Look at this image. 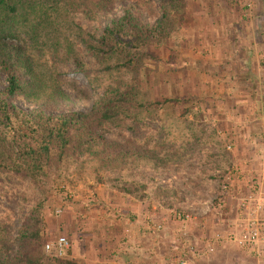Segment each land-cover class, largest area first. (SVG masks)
<instances>
[{
  "label": "rangeland",
  "instance_id": "1",
  "mask_svg": "<svg viewBox=\"0 0 264 264\" xmlns=\"http://www.w3.org/2000/svg\"><path fill=\"white\" fill-rule=\"evenodd\" d=\"M137 1L141 3L138 6ZM210 1L188 0L190 7L185 10L190 11L188 16H183L181 10L169 12L170 38L161 47L154 48L159 62H146V74L150 78L147 84H154L153 101L171 96L188 99L169 108L165 135L160 138L161 126L153 122L148 128L140 125L139 135L128 130L96 131L114 150L127 144L142 146L148 133L155 131L158 134L153 136L150 149L161 139L162 144L154 147L160 160L157 157L132 170H101L99 173L94 171L96 165L67 163L46 181L44 191H47L49 203L45 245L66 237L70 248L64 258L80 264H143L153 257L157 259L158 253L148 256L149 250L170 224L173 227L176 224L171 211L191 212L198 218L192 210L198 206L207 208L208 204L211 208L223 209L225 201L220 196L219 200L212 195L208 198L207 187L210 182L221 192L222 179L218 182L211 179L215 177L214 171L219 169L227 173V168H231L237 153L227 152L229 144L244 139L247 145L257 149L256 152L249 150L250 161L255 157L264 165V0H233V6H229L232 0ZM132 6L146 25L154 26L163 21L160 0H113L108 10L97 12L93 20L82 14L73 18L85 31L100 37ZM235 26L239 31L232 30ZM76 49L83 55L88 68L98 72L101 86L95 90L90 88L72 63H48L49 74L71 96V102L61 107L42 108L46 115L88 114L107 86L125 85L132 79L125 70L108 72L90 61L85 47L78 42ZM163 75L162 82L153 78L163 79ZM211 82L217 86L209 87ZM5 86V76L0 73V91ZM15 105L26 111L40 107L20 100ZM190 106H194L193 112L200 116L198 119L193 114L184 116ZM168 127L172 129L169 132ZM221 129L232 138L229 140L218 134L219 131L223 133ZM140 184L147 186L146 194L138 189ZM127 189L134 193L127 194ZM42 190L27 180L0 176V228L12 248L24 218L42 198ZM233 203L237 205V201ZM130 208L135 211L140 208V212L131 216L127 213ZM143 209L148 215L145 218ZM164 217L169 226L162 224ZM154 223H160L162 229L151 230L149 225ZM197 230L200 229L192 231L188 227L184 236L179 229H173L171 235H176V239L191 236L193 240L195 236H205L206 233ZM182 243L175 240L172 251H182ZM234 251L230 255L237 259ZM183 252L187 259L190 253L187 249ZM212 258L214 256L205 258L204 263L213 261ZM248 258L252 264H264L250 255Z\"/></svg>",
  "mask_w": 264,
  "mask_h": 264
},
{
  "label": "trees",
  "instance_id": "2",
  "mask_svg": "<svg viewBox=\"0 0 264 264\" xmlns=\"http://www.w3.org/2000/svg\"><path fill=\"white\" fill-rule=\"evenodd\" d=\"M187 1L160 0L163 21L154 26L144 24L132 6L97 37L77 25L73 16L82 14L93 20L97 12L108 10L113 0H0V73L6 80L0 91V176L27 180L43 189L42 198L24 218L13 248L0 228V264H80L45 251L49 199L44 187L67 163L96 165L94 171L99 173L132 170L157 157L160 160L154 147L162 144L161 139L150 149L153 136L158 134L155 131L148 133L142 146L127 144L117 146V150L96 131L128 130L139 135L141 128L153 122L161 126L160 138L165 135L169 108L188 99L171 96L153 101L154 84H147L146 62H159L154 48L170 38L169 12L181 10L186 15ZM140 4L136 2V6ZM233 4L232 0L229 6ZM76 42L85 47L90 61L108 72L125 70L132 79L125 85L107 86L88 114L46 115L45 107L71 102V96L49 74L48 63H72L90 88L101 86L98 72L88 68ZM164 77L153 78L162 82ZM19 100L40 107L22 110L15 105ZM193 108L190 106L184 116L193 114L198 119ZM168 128L167 132L172 130ZM138 189L147 192L145 185H138ZM127 190V194L134 193Z\"/></svg>",
  "mask_w": 264,
  "mask_h": 264
},
{
  "label": "crops",
  "instance_id": "3",
  "mask_svg": "<svg viewBox=\"0 0 264 264\" xmlns=\"http://www.w3.org/2000/svg\"><path fill=\"white\" fill-rule=\"evenodd\" d=\"M189 4L190 3H188V1H187V7H186L187 9H188V7H190ZM189 12L190 11H185L186 16H188ZM236 17H238V15ZM232 30L239 31V28L237 26H235V29H232ZM221 36L222 35H219V37H221ZM218 50L219 49L217 47L215 49V51L218 53V52H220ZM215 51H214V53H215ZM217 73H218V71H217ZM210 80H211V78H210ZM245 81H247V79H245ZM216 82H219V81H216ZM211 85L217 86L214 82H211L209 87ZM207 114H211V112L207 113ZM221 130L223 131V129H221ZM224 132H226V130H224L223 133H221V131H219L218 134H220V135L224 136V138H227L230 140V138H232L231 137L232 135H230L229 133H224ZM237 141H238L237 143H234L233 145H231L232 151L231 152L227 151L228 153H230V154L232 153L233 155L235 152L237 153V156L235 155L233 161L231 162L232 165L229 166L231 168H227V170L229 171L230 169H236L238 171L237 175L241 174L242 176H239L235 179L233 189L231 190L229 195L224 196L223 193L218 192V188L215 187V184H211L210 182H208V187H207V194L209 196L208 198H210V196L212 195L214 198H217V200H219L221 197V200L225 201L223 207H221L223 209L211 208L208 204H207V208H204V207L201 208L198 206V207L192 209L193 212H195V214L198 216V221L202 222L205 226V229H203V230L200 229L199 231L198 230L197 231L206 233L205 236H201L200 238H199V236L198 237L195 236L194 240H193V238H191V236L190 237L188 236L187 238L185 237V238H181V239H176L177 238L176 235L175 236L171 235L172 230L173 229L174 230L179 229V231H181L180 226H178V228H177V225L181 224V222L175 218V212L176 211L175 212L171 211L170 215L173 216L174 222L176 224L174 225V227H173V224L172 225L170 224L171 227L169 229L165 230L166 233L161 235L162 237H160V239H157L158 243L156 245H152V247L150 248V250H149L150 254H148V256L152 255L154 253L155 254L158 253V258L156 257L157 259H155L153 257L149 262H145L143 264H181V262H180L181 258H183L182 264H252V260L248 258V255H246L245 252H243L241 249H239L232 242L224 240V241L217 243L215 246V253H213V254H208L206 251V246H205V241L214 232L220 231V232L227 234L230 232H236L238 230L237 221H236L237 213H236V209H235L236 204H234L233 202L237 201V203H238L240 198L244 197L246 194L249 193V188L246 187V179L252 180V181L255 180V181L259 182L264 178V165L262 166V163L257 158L255 159V157L252 159V161H250V157L248 155V153H250L249 150H255V152H256L257 149H255V147H251L250 145H247V143H245L246 141L244 139H239ZM259 158L263 159V157H259ZM263 164H264V162H263ZM261 166H262V168H261ZM223 173H225V172H221V170H219V169L214 171L213 175L215 177H213L211 179V181L218 182V179H222V176L224 175ZM199 183H200V181H199ZM259 184H261V191H262V196H263V200H264V183L259 182ZM228 203H231V204L228 205ZM194 207H195V205H194ZM127 210H128L127 213L132 214L131 216H134L135 214H138V212H140L139 211L140 208H138L137 211H135L136 210L135 208L134 209L130 208ZM135 212H137V213H135ZM142 213L144 214V218L146 216H148L147 214H145L146 213L145 209H143ZM165 220L167 221L166 217H164L161 221L163 225L167 224V222ZM149 227L151 230H153L150 225H149ZM188 227H190L192 229V231L195 230V227H192V226H188ZM167 230L170 231L171 233L167 232ZM192 237H193V235H192ZM175 240L177 242H181V241L183 242L181 245V247H184L182 249V251H184L185 249L188 250V247L186 248L185 246L190 244L197 249L198 255L194 257L191 254H188V257L186 259V257L184 258V254H185L184 252L181 253L182 251H179V250H178L179 252L178 251H175V252L172 251L173 248H175L174 245H172L173 242H175ZM234 250L236 251V253L238 255L237 259H234L232 257V255H230V252H233ZM199 254H201V256H199ZM213 256H214V258H212L213 261H208V262L204 263L207 258L210 259V257H213ZM202 259L204 261H201Z\"/></svg>",
  "mask_w": 264,
  "mask_h": 264
},
{
  "label": "built area",
  "instance_id": "4",
  "mask_svg": "<svg viewBox=\"0 0 264 264\" xmlns=\"http://www.w3.org/2000/svg\"><path fill=\"white\" fill-rule=\"evenodd\" d=\"M226 149L228 152H231L232 146L229 145ZM237 172L236 169H230L222 176L220 189L224 196H228L233 189L235 179L242 176L241 174L237 175ZM259 182L264 183V178ZM259 182L246 179V187L249 188V193L239 199L235 208L238 230L227 234L220 231L212 233L205 241L208 254L215 253L216 244L226 240L234 243L246 255L264 262V200ZM175 218L181 222V232L184 233V236H186L188 226L202 230L205 229L204 224L198 221V218L191 212L176 211ZM150 226L154 231L162 229L160 223H154ZM187 246L188 253L194 257L198 255V251L194 246L190 244ZM69 248L70 243L66 237H59L54 243L45 245L47 253L54 251L58 257H64Z\"/></svg>",
  "mask_w": 264,
  "mask_h": 264
}]
</instances>
